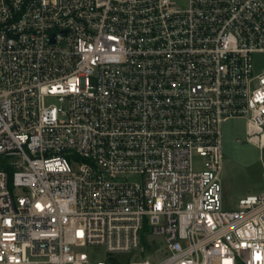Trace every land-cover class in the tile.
Returning a JSON list of instances; mask_svg holds the SVG:
<instances>
[{
  "label": "built area",
  "instance_id": "1",
  "mask_svg": "<svg viewBox=\"0 0 264 264\" xmlns=\"http://www.w3.org/2000/svg\"><path fill=\"white\" fill-rule=\"evenodd\" d=\"M261 57L264 0H0V264H264Z\"/></svg>",
  "mask_w": 264,
  "mask_h": 264
},
{
  "label": "rangeland",
  "instance_id": "2",
  "mask_svg": "<svg viewBox=\"0 0 264 264\" xmlns=\"http://www.w3.org/2000/svg\"><path fill=\"white\" fill-rule=\"evenodd\" d=\"M256 65L257 70L262 69L264 57L259 58ZM221 130L223 195L225 207L231 209L241 197L264 192V149L249 141L247 117L229 118L222 123ZM143 243H146L145 234Z\"/></svg>",
  "mask_w": 264,
  "mask_h": 264
},
{
  "label": "trees",
  "instance_id": "3",
  "mask_svg": "<svg viewBox=\"0 0 264 264\" xmlns=\"http://www.w3.org/2000/svg\"><path fill=\"white\" fill-rule=\"evenodd\" d=\"M2 160H0V167L1 166H5L4 164H1ZM109 260L113 263V264H120L121 262H123L125 259L122 257H110Z\"/></svg>",
  "mask_w": 264,
  "mask_h": 264
}]
</instances>
